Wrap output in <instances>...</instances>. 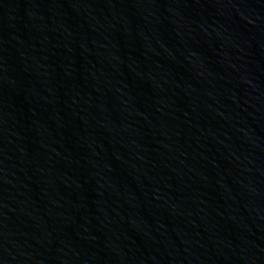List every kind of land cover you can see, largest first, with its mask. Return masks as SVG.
<instances>
[{
  "label": "water",
  "instance_id": "obj_1",
  "mask_svg": "<svg viewBox=\"0 0 264 264\" xmlns=\"http://www.w3.org/2000/svg\"><path fill=\"white\" fill-rule=\"evenodd\" d=\"M0 264H264V0H75Z\"/></svg>",
  "mask_w": 264,
  "mask_h": 264
}]
</instances>
